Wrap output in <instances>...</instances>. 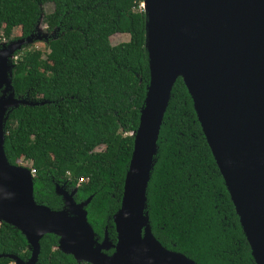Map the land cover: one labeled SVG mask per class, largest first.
Returning <instances> with one entry per match:
<instances>
[{"label":"trees","instance_id":"16d2710c","mask_svg":"<svg viewBox=\"0 0 264 264\" xmlns=\"http://www.w3.org/2000/svg\"><path fill=\"white\" fill-rule=\"evenodd\" d=\"M142 2L0 0V43L29 37L41 22L54 32L45 59L37 49L15 53L12 86L32 105L11 110L5 156L11 165L31 162L38 204L63 209L56 186L76 188V203L92 196L85 210L99 242L107 233L116 243L112 216L150 79ZM46 3L53 5L48 14ZM115 34L129 40L113 46ZM146 197L152 233L166 249L197 264H255L181 78L163 117ZM39 245L37 264H86L58 250L53 234ZM0 255V264L13 262L8 255L22 261L31 255L25 237L6 223H0Z\"/></svg>","mask_w":264,"mask_h":264},{"label":"water","instance_id":"95a60500","mask_svg":"<svg viewBox=\"0 0 264 264\" xmlns=\"http://www.w3.org/2000/svg\"><path fill=\"white\" fill-rule=\"evenodd\" d=\"M144 47L148 55L149 84L133 135V150L123 184L120 208L112 216L113 244L104 234L98 241L87 221L85 207L92 196L76 203L58 186L63 209L38 204L33 196L30 170L11 165L4 152L5 122L12 109L32 105L16 97L12 86L15 53L32 42L33 34L0 47V223L13 226L25 237L31 255L27 261L8 255L15 264H37L39 241L46 234L58 237L57 249L77 263L127 264L130 250L145 243L174 264H197L168 250L154 237L146 212L157 141L171 90L181 78L197 120L222 175L255 264L259 251L249 240L247 227L264 243V0H143ZM165 10L174 11L187 37L202 57L213 89L216 111L192 89L182 75L167 81L165 71ZM205 60V61H204ZM212 123L213 144L201 115ZM218 117L236 130H221ZM113 250L111 254L106 251ZM4 255H0L3 257Z\"/></svg>","mask_w":264,"mask_h":264},{"label":"bare ground","instance_id":"6f19581e","mask_svg":"<svg viewBox=\"0 0 264 264\" xmlns=\"http://www.w3.org/2000/svg\"><path fill=\"white\" fill-rule=\"evenodd\" d=\"M163 1L164 5L169 4V0ZM164 19L165 71L167 81H170L175 75H182L187 79L192 89L216 111L213 89L205 70V65L199 51L191 45L187 37V29L183 25L182 19L176 12L168 10H165ZM201 118L211 142L217 145L218 143L212 133L213 125L209 117L202 113ZM218 125L221 130H232L233 133L236 132L234 128L224 123L220 117H218ZM247 231L250 243L259 251L257 263L264 264V243L260 240L258 234L254 233L249 227H247ZM127 264L174 263L150 245L143 243L130 250Z\"/></svg>","mask_w":264,"mask_h":264},{"label":"rangeland","instance_id":"374dc122","mask_svg":"<svg viewBox=\"0 0 264 264\" xmlns=\"http://www.w3.org/2000/svg\"><path fill=\"white\" fill-rule=\"evenodd\" d=\"M43 9H44V12L46 14H48V13L52 12L53 5L51 3H46L43 6ZM46 29L47 28H46L45 24H43L42 22L39 23L35 29V32L33 33L32 42L29 43L28 45H26L20 51H23L25 49H37V50H40L42 52V54H43L42 59H45L46 54L48 53V49L46 47L47 42L52 36H54V32H52V33L48 32ZM16 40H18V39H15L13 41H16ZM128 40H129V36L127 34H115V35L110 37V43L113 46L120 44V43H123V42H127ZM13 41H9V42L2 41L1 43L8 44V43L13 42ZM0 47H1V45H0ZM0 95H1V90H0ZM16 97H21V96H16ZM24 99H27L28 102L32 103L28 98H24ZM19 162H20L19 166L28 168L30 170L31 162L29 160L21 159ZM68 192H71V191H68ZM11 264H15V262L13 261Z\"/></svg>","mask_w":264,"mask_h":264},{"label":"built area","instance_id":"2783aa9c","mask_svg":"<svg viewBox=\"0 0 264 264\" xmlns=\"http://www.w3.org/2000/svg\"><path fill=\"white\" fill-rule=\"evenodd\" d=\"M30 173H31V175H33V174L35 173V170L30 169ZM83 181H84V180H83L82 178H80V179L78 180V184L82 183Z\"/></svg>","mask_w":264,"mask_h":264}]
</instances>
